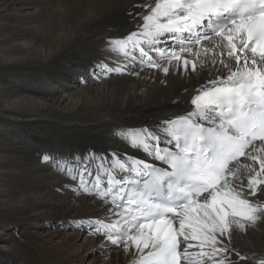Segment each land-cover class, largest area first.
<instances>
[{
  "label": "snow or ice",
  "instance_id": "6c2138e0",
  "mask_svg": "<svg viewBox=\"0 0 264 264\" xmlns=\"http://www.w3.org/2000/svg\"><path fill=\"white\" fill-rule=\"evenodd\" d=\"M140 7L146 12L138 29L109 42L123 61L100 62L97 78L124 74L136 61L165 75L173 61L178 71L195 72L209 53L227 71L197 90L192 111L165 121L162 134L122 130L132 148L166 167L94 156L91 191L111 206L103 218H85L87 227L125 251L133 247L136 264H264L235 235L264 222V0H144ZM163 38L179 43L161 49ZM55 163L63 170L67 162ZM89 167L83 158L82 184L93 175Z\"/></svg>",
  "mask_w": 264,
  "mask_h": 264
},
{
  "label": "bare ground",
  "instance_id": "6f19581e",
  "mask_svg": "<svg viewBox=\"0 0 264 264\" xmlns=\"http://www.w3.org/2000/svg\"><path fill=\"white\" fill-rule=\"evenodd\" d=\"M143 3L0 1V219L5 217L12 230L10 241L17 245L13 255L0 264H78L83 254L69 252L77 239L75 233L54 244L26 233L41 224L72 222L87 228L85 218L104 217L111 205L83 194L65 175L69 167L81 170L87 158L92 171L98 167L94 156L140 155L142 150L132 148L122 130L148 127L162 134L165 121L193 110L190 100L197 90L226 74L219 59L212 64L209 53L197 60L195 72L178 71L173 61L165 75L136 61L124 74L97 78L94 73L100 62L115 67L117 60L123 61L110 50V39L138 29L146 12L140 7ZM23 8H32L25 14V26L16 23ZM165 40L172 39L163 38L159 48H165ZM175 42L174 48L179 41ZM203 44L212 46L208 41ZM228 62L234 66V60ZM56 93L62 94L57 98ZM46 154L54 160L44 161ZM55 161L67 163L62 170ZM80 220L85 221L83 226L76 223ZM91 234L95 237L88 239L90 246L101 253L96 263L108 257L106 264H136L133 247L125 251L123 244L115 247L102 235ZM235 235L242 251L251 248L264 256V222L248 228L246 235Z\"/></svg>",
  "mask_w": 264,
  "mask_h": 264
},
{
  "label": "rangeland",
  "instance_id": "374dc122",
  "mask_svg": "<svg viewBox=\"0 0 264 264\" xmlns=\"http://www.w3.org/2000/svg\"><path fill=\"white\" fill-rule=\"evenodd\" d=\"M0 1L3 2L6 0H0ZM30 10L25 9V8L21 9L20 15H19L18 19L16 20V23L18 25H20V24L22 26L27 25L26 20H28V17L25 14L27 13V11H30ZM33 24H31V26ZM2 37L0 36V38H2ZM162 42L163 41H161V44L164 43V42L163 43ZM165 48H167V47H165ZM60 94H62V93H56L55 97L59 98ZM1 127H2V124H0V129H1ZM9 139H11V141H12L13 138H11V136L9 135ZM52 214H54V213H49L47 215L50 216ZM4 219H5V217H3V220L0 219V236H2L4 238V239L0 238V252L3 254L0 260L5 262L6 259L10 258L9 255H13V253L17 249V245L15 244V242L11 243V241H12V239H11L12 230L10 228H7L8 224L5 222ZM71 225H72V222H68V224L65 226H60L59 224H45L42 226V224H41V226L32 227L33 230L28 231L26 233H27V235H32V236L34 235L40 241H41V239L46 241V242L49 241V243H51V244L56 243V239H58L60 237H64V235H67V234L69 235V234L75 233V235H77V239H76L75 243L73 244V246L69 249V252L78 253L79 256L81 253L83 254L80 258V261H78V264H106V263H108L109 262L108 257L102 259L101 262H97V263L95 262V259L101 253L96 248L90 246V244H89L88 239H92L95 237V236H92L91 231L87 228L75 227L74 225H72V226ZM14 231L16 232V231H18V229L14 230ZM57 231L62 232V233H60L59 236H57L55 238L53 237V241H52L51 236L52 235L55 236V233ZM96 236H101V235L97 234ZM7 239H9L8 242H7ZM10 239H11V241H10ZM113 246L116 247V245H113Z\"/></svg>",
  "mask_w": 264,
  "mask_h": 264
}]
</instances>
